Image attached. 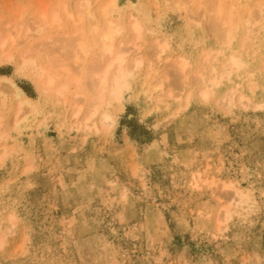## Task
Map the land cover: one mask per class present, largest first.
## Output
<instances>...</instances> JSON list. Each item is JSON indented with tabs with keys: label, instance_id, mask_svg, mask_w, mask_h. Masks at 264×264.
<instances>
[{
	"label": "rangeland",
	"instance_id": "obj_1",
	"mask_svg": "<svg viewBox=\"0 0 264 264\" xmlns=\"http://www.w3.org/2000/svg\"><path fill=\"white\" fill-rule=\"evenodd\" d=\"M59 1L78 11L80 0H0V37L31 28L19 46L22 38L14 35V58L0 63V120L8 133L2 128L6 139L0 141V152L1 144L8 148L0 153L2 231L11 227L10 214L16 218L0 248V264H264V106L254 107L264 103V85L260 78L252 93L245 78L253 71L264 73V0H243L249 6L262 2L263 12L254 7L257 29L250 48L239 49L244 30L236 44L244 62L239 74L246 76L234 78L245 84L252 102L231 108L221 104L228 80L207 101L199 98V85L193 83L203 54L222 48L204 17L213 0H203L200 8L197 0H187L192 9L187 14L200 17L199 22L186 21L175 0H117L115 19L126 26L133 18L143 21L139 54L156 63L149 52L154 40L167 42L156 76L163 73L166 89L180 97L168 105L150 98L142 85L144 66L125 90L121 106L112 109L114 125L99 132L71 130L63 104L44 95L31 63L17 69L19 53L34 48L36 62L59 71L57 59L65 50L56 43L62 44L58 39L72 29L63 26L70 25L68 19L59 28L33 30L39 12L52 10ZM104 1L92 0V9ZM128 35L121 40L131 39ZM179 54L190 58L189 77L173 84L171 58ZM218 59L217 67L224 57ZM78 74L84 84L85 71ZM10 88L34 107L24 111L27 119L19 125L12 123L18 100ZM196 171L220 181L215 188H196L191 183ZM223 181L248 191L256 205L233 212L218 230L220 205L231 195Z\"/></svg>",
	"mask_w": 264,
	"mask_h": 264
},
{
	"label": "bare ground",
	"instance_id": "obj_2",
	"mask_svg": "<svg viewBox=\"0 0 264 264\" xmlns=\"http://www.w3.org/2000/svg\"><path fill=\"white\" fill-rule=\"evenodd\" d=\"M181 1L182 2H176L175 0V6L178 10H185L181 11L184 13L186 12V15H184L185 18H187L186 21L192 20L199 22L200 17L197 16L198 18H192L187 14L189 13L188 11H190V14L192 11L189 5L190 2L187 0ZM191 1L195 2L196 0ZM78 2L77 12L72 10L65 1L56 2L57 4H55V7L50 11H47L46 8L42 9L38 14V24L36 23L37 26L33 29L40 32L46 30V27L59 28L64 20L68 19L70 25L66 23L63 26H67L68 28L71 26L72 29L63 33V38L60 37V39H58V44L59 42L62 44L57 46L56 43L57 48L61 50L63 48V50H65V52L62 51L64 52L61 54L62 57L59 60L57 59V62L60 64H58L59 71L58 69L57 71L55 69L53 70V67H46L47 65L45 66L43 62H36L35 58H32L35 57L36 54H31L34 48H32L30 54H28V51H21L19 53L20 64L17 68L18 70L24 67L27 68V65L31 63L30 67L34 68V74L39 77L41 91H43L44 95L46 93V96L48 98L50 97V99L52 97L51 100H54V102L63 104L64 110L67 113L66 118L72 122H69L71 130L73 128L77 130H95L97 132L101 130H110L115 123L112 109L121 106L125 90L135 77L141 76L144 71V66H146V75L142 85L145 87L144 92L148 93L150 98H155L156 101L168 105L169 101L175 96L178 98L180 97L179 94L173 93L171 89H166L165 79L161 77L163 76L162 72L161 76H156L158 70L161 68H159V63L162 62V55L169 47L164 39V41H161V38L160 40L156 38L154 40V45L151 46L153 49L149 51L153 58H157V62L155 63L152 60H147L148 55L145 56V59L143 55L137 52L142 48L141 41H143L144 25H142L141 22L143 21H139L137 18L135 19L132 17L133 19L130 20L129 24L127 23L128 25L126 26L124 22H119L115 19L114 12L117 8V0H105L102 5L95 10L92 9V0H80ZM196 2L195 4H197L196 6H199V8L204 3L203 0H197ZM208 4L210 3L208 2ZM208 4L206 6H208ZM247 4L248 2L244 3L243 0H213L205 9L204 17L207 18L206 26L211 31L217 33V36L219 35L217 41L222 48H216V50L210 48L211 50L209 49V51L205 50L206 52H203L204 54L200 65L194 72L196 76L194 77L193 83L199 85L197 93L199 98L203 101H207L213 97L216 87L226 79L230 82V86H228L226 94L221 98L223 101L221 104H223L224 107L231 108L232 106L238 105L246 107L252 102L251 95L243 91L245 84H243L242 81L239 82V80L235 81V78L240 79L246 76V73L239 74L244 62L240 58L242 52L236 49V44L239 40L241 31L244 30V36L240 43L241 45H239V49H244L243 47H245L247 51L252 45L249 40L257 29V21L255 20L256 18H253L252 13H254L256 11L255 8L258 7L260 11L263 12L261 9L263 3L255 1V6L254 4L253 6ZM255 14L256 13L253 15L255 16ZM86 19H89V24L86 23ZM33 26H35V24ZM30 29L31 28H26L25 31H30ZM25 31L19 28L16 34L10 32L6 37H4V35L0 37V63L5 59L11 60L14 58V52H12V50H15L14 46L23 44L26 39L29 38L28 36H30V34H26ZM125 32L132 36V38L128 39L126 42L121 40ZM14 35H16V38L18 37L17 40L20 39L19 37L22 38L20 42L17 41L16 45L13 44L14 42L16 43ZM24 36L25 38H23ZM8 41H12L9 47H7ZM30 48L31 47H29V50ZM134 51L136 53L133 54ZM148 54L150 55V53ZM50 56L51 55H49V57ZM223 57V61L220 63L219 67H217L218 58ZM189 59L188 56L186 57L180 54L175 58H171L175 70V75H173L171 80L173 84H180L182 80L186 81L188 79L189 73H187V69L191 66ZM261 59L264 61V57ZM53 61L50 62L51 65ZM17 62L18 60H16V63ZM55 66H57V64ZM78 71H83V73L85 71L86 80L84 84L82 83L83 80L81 79V75L78 74ZM234 74H236L235 78ZM164 76L165 78L167 77V75ZM245 78L248 79V82L245 81L252 93H254L257 88V82L260 78L264 85V73L253 71L250 76L247 75ZM187 83L188 82H185V86ZM71 85L75 88H81V91H73ZM186 87H184V89H186ZM12 89L14 93L15 89ZM12 89L10 88V91H12ZM2 90L0 88V93ZM15 96L17 97L18 105L14 111L12 123L13 125H19L27 119L26 116H23L25 113L24 111L28 109L25 114H27L28 111L32 112L34 107L32 106V102L19 99L17 93ZM189 96L190 95H188L187 98H189ZM262 106H264V103H255L254 105V107ZM1 122L0 120V141L6 139L5 133L2 131V128L4 130L5 127L1 128V124L3 123ZM10 126L11 124H9V127L8 124L6 125L7 129L9 128L8 130L11 129ZM4 144L5 143L1 144V146L3 145V152H0L2 154L8 151V148L5 147ZM195 173L193 178L191 177V183L196 188H200L201 186L208 187L209 189L213 188V186L215 188V185L220 181H218L215 176H210L209 178L203 177L200 171H196ZM221 183L222 188L231 190V195L225 203L220 205V213L216 218L218 230L221 229L222 224L227 223L232 218L233 212L247 209L252 210V207L256 205V200L252 199L249 192L238 187L234 182L223 181ZM215 197L222 200V197ZM15 219L14 215L10 214L7 220L14 225ZM11 224L10 226L12 227ZM11 227H6L8 228V232L11 230ZM2 230L3 227L0 226V248L4 245L8 233Z\"/></svg>",
	"mask_w": 264,
	"mask_h": 264
}]
</instances>
